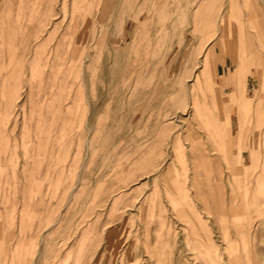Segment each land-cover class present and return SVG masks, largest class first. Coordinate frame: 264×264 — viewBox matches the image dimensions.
I'll return each mask as SVG.
<instances>
[{"label":"rangeland","instance_id":"374dc122","mask_svg":"<svg viewBox=\"0 0 264 264\" xmlns=\"http://www.w3.org/2000/svg\"><path fill=\"white\" fill-rule=\"evenodd\" d=\"M0 264H264V0H0Z\"/></svg>","mask_w":264,"mask_h":264},{"label":"bare ground","instance_id":"6f19581e","mask_svg":"<svg viewBox=\"0 0 264 264\" xmlns=\"http://www.w3.org/2000/svg\"><path fill=\"white\" fill-rule=\"evenodd\" d=\"M200 6V5H199ZM44 11H46V10H44ZM213 26V25H212ZM21 38H22V36H21ZM3 48V47H2ZM10 49H12V48H10ZM11 52V51H10ZM18 60V59H17ZM37 60V59H36ZM17 63H19L18 61H17ZM24 63V62H23ZM20 70V69H19ZM18 70V71H19ZM18 71H17V73H18ZM20 72H21V70H20ZM10 76H12V75H10ZM8 77H9V75H8ZM19 77H20V75H19ZM6 79V81H7V78H5ZM9 80V79H8ZM213 92V91H212ZM243 93V92H242ZM241 93V94H242ZM212 96V95H211ZM244 99V98H243ZM214 104V103H213ZM259 113V112H258ZM260 114V113H259ZM160 132V131H159ZM166 132V131H165ZM160 134V133H159Z\"/></svg>","mask_w":264,"mask_h":264}]
</instances>
